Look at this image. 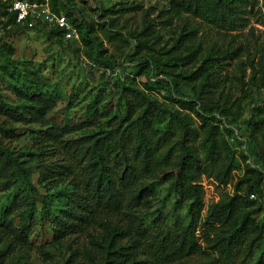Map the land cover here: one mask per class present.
<instances>
[{
	"label": "rangeland",
	"instance_id": "374dc122",
	"mask_svg": "<svg viewBox=\"0 0 264 264\" xmlns=\"http://www.w3.org/2000/svg\"><path fill=\"white\" fill-rule=\"evenodd\" d=\"M63 1L82 32L92 27L84 35L87 42L69 18L70 28L59 36L55 26L6 25L7 18L0 17V155L15 158L28 172L27 182L0 161V264H98L86 255L91 241L100 243L98 225L56 236L71 209L68 199L56 194L72 187L58 166L69 161L80 173L62 145L82 155L92 139L125 126L128 88L168 106L174 105L173 97L197 99L202 90L204 106L196 109L210 113L218 106L221 122L233 130L226 139L236 153L235 175H242L246 162L263 168L264 139L253 142L249 123L264 120V0H258L248 27L233 32L191 14H175L176 0ZM72 30L77 36H67ZM136 39L152 49L132 48ZM195 47V56L182 64L181 57ZM210 56L202 73L185 78ZM207 73L217 81L209 91L202 88ZM161 119L158 128L163 129L168 114ZM172 143L170 164L161 172L167 179L148 180L154 191L148 207L123 216L137 226L150 250L159 248L162 238H177L190 220L189 200L173 184L181 147L176 137ZM200 181L204 216L231 187L207 176ZM204 233L205 226L196 231L200 252L169 264H228L207 248Z\"/></svg>",
	"mask_w": 264,
	"mask_h": 264
},
{
	"label": "trees",
	"instance_id": "16d2710c",
	"mask_svg": "<svg viewBox=\"0 0 264 264\" xmlns=\"http://www.w3.org/2000/svg\"><path fill=\"white\" fill-rule=\"evenodd\" d=\"M10 1L0 0V17L7 18L6 25L26 27L17 23L15 13L8 10ZM47 2L52 11L63 12L78 28L82 41L87 42L85 36L92 27L87 25L82 32L63 0ZM258 3V0H176L173 10L175 14H191L220 30L233 32L248 27L250 17L257 14L255 8ZM38 25L48 26L37 23L35 27ZM53 30L59 36L63 35V29L55 27ZM137 47L152 49L146 41L136 39L132 48ZM196 52L197 47L181 57L182 64L191 61ZM210 59L211 56L204 59L185 78L202 73ZM261 72L264 75V68ZM209 75H205L202 83V88L209 87L207 91L217 82ZM128 90L132 97L125 95V117L128 121L124 127L118 126L92 139L82 155L67 144L62 145L67 158L79 165L80 173L69 161L58 166V174L69 179L72 187L70 191H58L56 194L67 198L71 206L61 226L56 229V236L85 232L88 226L98 225L101 229L98 234L100 243L91 241L92 247L86 249V255L92 261L97 260L98 264H169L201 251L200 236L196 231L205 226L202 237L207 248L219 253L225 263L264 264V212L259 202L250 199L251 193L259 197L264 195V156H261L260 165L263 168H253L250 162H246L242 175H235L236 153L226 139L233 130L221 122L218 106H211L210 113L196 109L197 104L204 106L201 103L202 90L197 99L173 97L174 105L171 106L137 88ZM163 113L168 114V120L160 129L158 125ZM240 115L241 112L238 113ZM249 126L250 138L259 144V137L264 139V120L251 121ZM199 130L203 131V136L197 142ZM175 137L181 148L173 184L189 200L190 220L177 238H162L160 247L155 250L151 247L152 251L145 247L137 226L123 216L130 215L136 208L148 207L149 199L154 195L153 185L148 180L167 179L166 173L161 172L170 164ZM243 158L246 159L244 155ZM2 160L4 164L15 167L27 180L28 172L15 158L0 155ZM202 176L212 177L222 186L230 185L232 189L211 203L204 216L201 213L204 209ZM260 214H263L261 219L258 218ZM124 238L126 241L122 243ZM239 257V262H236Z\"/></svg>",
	"mask_w": 264,
	"mask_h": 264
},
{
	"label": "built area",
	"instance_id": "2783aa9c",
	"mask_svg": "<svg viewBox=\"0 0 264 264\" xmlns=\"http://www.w3.org/2000/svg\"><path fill=\"white\" fill-rule=\"evenodd\" d=\"M8 10L15 13L17 23L29 28L35 27L37 23L55 26L61 29L70 28L68 18L62 13H56L52 11L47 0L43 2L30 0H11ZM72 35L77 36L75 30H72V32L67 36ZM231 191L232 189L229 192ZM250 199L259 202L264 212V195L259 197L257 194L251 193Z\"/></svg>",
	"mask_w": 264,
	"mask_h": 264
}]
</instances>
